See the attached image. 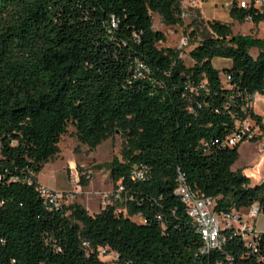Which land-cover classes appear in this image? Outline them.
Masks as SVG:
<instances>
[{"label":"trees","instance_id":"trees-1","mask_svg":"<svg viewBox=\"0 0 264 264\" xmlns=\"http://www.w3.org/2000/svg\"><path fill=\"white\" fill-rule=\"evenodd\" d=\"M184 2L0 0V264H264V234L249 247L234 229L202 255L176 195L183 175L219 215L254 206L264 215V191L233 169L244 143L228 145L245 120L258 129L252 143L264 140L252 108L264 95V39L192 10L188 67L181 50L160 47L167 36L154 27L156 15L184 25ZM230 15L264 23L253 7ZM216 59L232 67L219 71ZM71 125L92 151L123 139L122 158L97 166L110 173L115 200L97 214L77 202L52 210L41 194L38 177ZM135 167L147 168L145 180H132Z\"/></svg>","mask_w":264,"mask_h":264},{"label":"rangeland","instance_id":"rangeland-1","mask_svg":"<svg viewBox=\"0 0 264 264\" xmlns=\"http://www.w3.org/2000/svg\"><path fill=\"white\" fill-rule=\"evenodd\" d=\"M230 1L232 0H204V5L210 15H217L215 19L223 23H230L233 19L230 10L225 8L227 4H232ZM190 2L191 0H185L184 3L187 14L192 12V10H188ZM192 18L187 17L182 26L170 28L163 24L160 16H154L155 29L164 32L167 36V43L160 45V47L181 50L182 59L188 67L194 64L190 58V53L194 48L193 42L190 40ZM260 26H255L250 22L245 24L237 22L233 26V31L235 35L264 39V24ZM187 38L190 40V45L181 49L182 41ZM251 54L256 57L257 50H253ZM230 66H232V62L229 60L216 59L214 61V67L219 71H224ZM60 148L62 153L59 158L47 164L44 171L39 175L40 183L59 191L57 193L77 195V199L80 198L81 202L91 212L100 210L103 197L106 194L109 198L113 195L114 185L110 179V173L107 170H98L97 166L112 162L114 157L122 158L123 139L120 135H117L103 143L96 151H92L87 146L80 144L76 137V129L71 125L68 134L62 138ZM258 148L253 143H246L242 150V160L237 166L251 180L253 187L264 183V153ZM77 149L78 151H76ZM82 176L91 177V184L88 189L80 185ZM243 220L251 226H256L258 234H264V215L261 214L256 221H251L248 219L247 214H244ZM134 221L139 224L144 222L140 217L134 218ZM103 259L107 262L111 260L110 257Z\"/></svg>","mask_w":264,"mask_h":264},{"label":"built area","instance_id":"built-area-1","mask_svg":"<svg viewBox=\"0 0 264 264\" xmlns=\"http://www.w3.org/2000/svg\"><path fill=\"white\" fill-rule=\"evenodd\" d=\"M196 5V1H191L188 10H195ZM235 5L240 9H250L253 7L260 12H264V0H240L233 4H227L225 8L232 10ZM183 17L184 19L187 17H193V12L187 14L185 11ZM248 21L251 20L249 19ZM189 45V39H184L181 44V49H184ZM138 67L140 70H145V67L141 64ZM257 95L258 94L254 96V101ZM257 136L258 129L254 128V124L251 120H245L242 123H238V132L229 140L228 145L233 147L239 143H252ZM146 174L147 168L135 167L132 171L131 178L133 181H142L145 180ZM124 190L125 188L121 185L117 191V198L124 192ZM41 194L45 203L52 210H59L64 206L69 205L75 198L74 194L57 193L46 188L41 189ZM176 195L184 204L188 215L194 221L199 234L203 238L204 247L201 250L202 255H208L213 250L220 249L223 246L225 239L223 238L222 232L225 230H236L249 247H255L256 239L259 235L255 226H251L248 222H245L243 220V215L239 212L234 211L232 213L219 215L216 212L215 201L211 198L201 197L194 192L187 184L183 175H180L178 178ZM110 199L111 197L109 198L108 194L103 197L101 209L108 207L112 203V200ZM246 214L249 220L255 221L260 215V209L258 206H254ZM108 256L109 255L106 251H104L102 258H107Z\"/></svg>","mask_w":264,"mask_h":264},{"label":"crops","instance_id":"crops-1","mask_svg":"<svg viewBox=\"0 0 264 264\" xmlns=\"http://www.w3.org/2000/svg\"><path fill=\"white\" fill-rule=\"evenodd\" d=\"M191 1H193V0H191ZM194 1H196V8L195 9H198V10H200V12H201V15H202V18H203V20H205L206 22H210V21H218L217 19H215V17L217 16L216 14H213V15H210V13L205 9V2L204 1H199V0H194ZM235 2H238V0H232V1H230V3H235ZM231 11V10H230ZM210 16H213V17H210ZM248 22H250V23H252L251 21H248ZM236 23L237 22H235L234 20H232L229 24H232L233 26H235L236 25ZM262 24H264V23H262ZM261 24V25H262ZM260 26V25H259ZM261 27V26H260ZM243 36H245V35H243ZM253 50H257V56L256 57H254V58H257L258 56H259V50L258 49H253ZM252 50V51H253ZM252 53V52H251ZM232 66H230L229 68H231ZM261 104V105H260ZM252 108H253V110H254V112L257 114V115H259V116H261V117H263L264 118V95H257L256 96V98H255V101H254V103L252 104ZM247 143H250V142H247ZM253 144H255V145H257L259 148V150L262 152V153H264V140L262 141V143L260 144V143H253ZM244 145H246V143H244L242 146H241V148H240V154H241V159L240 160H242V157H243V153H242V150H243V148H244ZM240 162V161H239ZM238 162V163H239ZM238 163L234 166V171H239V170H241V168H237V166H238ZM38 181H39V179H38ZM39 184L42 186V188H46V189H48V190H50V191H53V192H59V191H56V190H54L53 188H51V187H48V186H46V185H43V184H41L40 183V181H39ZM89 187H87V189H88ZM82 198H84V197H82ZM75 200V201H74ZM73 202H77V203H79V204H81L82 206H84L91 214H97V213H99L100 212V210H98V211H96V212H91L89 209H88V207L83 203V202H81V200H80V198H78L77 199V195H75V198L73 199V201H71L70 202V204L71 203H73ZM261 215V214H260ZM256 221V220H255ZM255 229L257 230V228H256V226H255Z\"/></svg>","mask_w":264,"mask_h":264},{"label":"water","instance_id":"water-1","mask_svg":"<svg viewBox=\"0 0 264 264\" xmlns=\"http://www.w3.org/2000/svg\"><path fill=\"white\" fill-rule=\"evenodd\" d=\"M264 191V183L259 186Z\"/></svg>","mask_w":264,"mask_h":264}]
</instances>
